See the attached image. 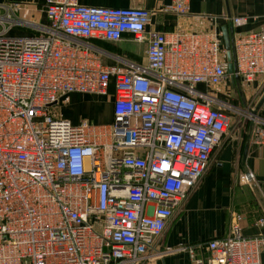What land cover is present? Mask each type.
<instances>
[{
	"label": "built area",
	"instance_id": "1",
	"mask_svg": "<svg viewBox=\"0 0 264 264\" xmlns=\"http://www.w3.org/2000/svg\"><path fill=\"white\" fill-rule=\"evenodd\" d=\"M21 8L0 5V264H144L238 109L212 95L228 75L220 32L146 31L149 10L77 0H44L40 26L17 17ZM162 10L185 14L187 0ZM18 25L36 33L7 35ZM124 33L146 43L143 64L104 66L85 41ZM231 46L234 74L244 83L264 76V31L233 36ZM109 84L110 126L58 115L60 95L105 94ZM251 140L264 141L261 118ZM262 247L263 235L242 236L231 220L194 262L260 264Z\"/></svg>",
	"mask_w": 264,
	"mask_h": 264
},
{
	"label": "crops",
	"instance_id": "2",
	"mask_svg": "<svg viewBox=\"0 0 264 264\" xmlns=\"http://www.w3.org/2000/svg\"><path fill=\"white\" fill-rule=\"evenodd\" d=\"M43 1L0 0V5L19 2L22 8L16 13L17 17L44 26ZM77 3L82 6L140 7L149 10L151 15L146 31L221 32V28L226 26L230 37L264 31V0H187L188 11L185 14L162 10V6L169 4L170 0H77ZM236 16H244L246 22L233 25L230 19ZM9 29L17 31L14 35L8 34L11 36L36 33L31 26L18 25ZM85 41L104 66L115 65L124 69L128 62H145L146 43L135 42L127 33L118 41ZM221 87L234 93L240 104L257 101L255 109L264 121V98L260 100L264 92V76H256L251 82L244 83L240 77L231 80L228 74L224 84L218 86L219 90ZM112 101L113 86L109 84L105 94L70 92L60 95L56 108L58 115L71 124L92 120V125L110 126ZM251 128L247 125L245 131L236 129L227 136L223 135L214 146L201 177L168 219L154 241L151 250L154 254H149L144 264H195L194 258L206 256L202 248L204 242L224 236L231 220L238 223L242 236H264V224L261 227L255 224L256 218L264 217V141L253 143ZM248 172L252 174V179L241 181L240 176ZM183 246H192L193 256L185 250H178ZM259 262L264 264V247L260 249Z\"/></svg>",
	"mask_w": 264,
	"mask_h": 264
},
{
	"label": "rangeland",
	"instance_id": "3",
	"mask_svg": "<svg viewBox=\"0 0 264 264\" xmlns=\"http://www.w3.org/2000/svg\"><path fill=\"white\" fill-rule=\"evenodd\" d=\"M7 35L8 34H16L17 31L15 29H9L6 31ZM220 91V92H219ZM222 95L219 97V95ZM212 95H216L220 99L224 100L225 102H230L236 105L238 109L231 110L230 112L228 111L230 115L229 123L225 132V136L229 135L232 133V131L239 129L242 131L246 130L247 125L252 126L253 123L257 120L260 119V116L258 114L257 109H255V104L257 101H250L248 103H243L240 104V100L234 96V93L229 91L228 88L226 87H221V90H219L218 86L212 87ZM232 101V102H231ZM92 121V120H91ZM91 121L88 120V123L91 124ZM95 121V120H94Z\"/></svg>",
	"mask_w": 264,
	"mask_h": 264
},
{
	"label": "water",
	"instance_id": "4",
	"mask_svg": "<svg viewBox=\"0 0 264 264\" xmlns=\"http://www.w3.org/2000/svg\"><path fill=\"white\" fill-rule=\"evenodd\" d=\"M220 37L222 41L223 48L225 50V60H226V72L229 74L230 79L237 78L238 76L234 74V61L232 59V52H231V43H232V37L229 36V33L227 32L226 26H223L221 28ZM264 98V92L260 96V100ZM257 108V105L256 107Z\"/></svg>",
	"mask_w": 264,
	"mask_h": 264
}]
</instances>
